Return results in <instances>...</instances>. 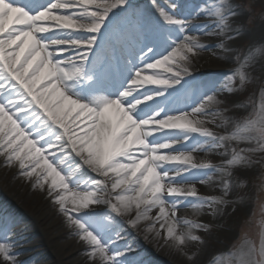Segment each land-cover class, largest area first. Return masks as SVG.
I'll list each match as a JSON object with an SVG mask.
<instances>
[{
  "label": "snow or ice",
  "instance_id": "snow-or-ice-1",
  "mask_svg": "<svg viewBox=\"0 0 264 264\" xmlns=\"http://www.w3.org/2000/svg\"><path fill=\"white\" fill-rule=\"evenodd\" d=\"M201 16L212 31L194 23ZM234 16L230 0L193 7L151 0L148 9L131 0H0V157L25 179L35 177L33 187L47 185L89 264H142L131 246L117 243L125 224L142 221L191 264L197 252H185L186 243L205 244L198 233L207 235L213 225L178 218L179 209L216 218L237 203L228 196L247 182L234 184L233 172L251 168L252 154L264 153V87L258 105L252 97L232 102L235 109L251 105L239 117L222 115L230 109L219 107L227 101L218 94L245 90L264 46L238 58L223 86L213 83L190 105L172 108L187 91L191 63L217 47L200 37L219 38L226 52ZM146 84L160 87L140 91ZM207 116H220L217 126L230 124L231 131H213L201 118ZM196 152L229 158L197 163ZM213 176L221 195L200 194L196 184L210 185ZM181 224L186 231H178ZM8 231L0 236V261L21 264ZM226 255L234 264H264V230L258 243L245 238Z\"/></svg>",
  "mask_w": 264,
  "mask_h": 264
},
{
  "label": "bare ground",
  "instance_id": "bare-ground-1",
  "mask_svg": "<svg viewBox=\"0 0 264 264\" xmlns=\"http://www.w3.org/2000/svg\"><path fill=\"white\" fill-rule=\"evenodd\" d=\"M137 0H131L132 3H135ZM182 0H178V2H181ZM164 4L167 3V0H163ZM201 6H203L204 0H200ZM187 6V1L184 2ZM236 15L235 17H237ZM194 23H205L208 25V30L212 27V24L208 22L204 17H200ZM233 33V32H232ZM258 33H252V36H249L251 38L250 41H252L251 44H253L257 39ZM239 37V36H238ZM238 37H234L233 39L229 40L230 42H234L236 40H239ZM202 43L206 44H214L217 45V48L214 47L215 51L219 50L218 47V41L219 38L210 37V36H201L200 37ZM208 39V40H207ZM228 40L227 38H224V41ZM105 50L107 51L108 55H112L111 49L108 45H105ZM227 51H230V48L227 47ZM103 54V53H102ZM233 62L230 57L227 55L225 56H219L217 58H214L212 50H206L202 51L200 55L195 58L194 62L190 65V76H185L184 79L187 80L188 87L194 83L195 81H201L203 80L205 75H211L213 78V83H216L217 88L223 86V84L226 82V80H221L222 75L226 74V71L231 70V67ZM165 68L162 67L158 69V71H164ZM212 83V84H213ZM179 86V85H178ZM150 87L158 88L160 86L158 85H152V84H146L143 87L140 88V91H144L146 89H149ZM180 87V86H179ZM187 87V88H188ZM192 101L188 103L190 105ZM175 109H180L179 104L175 105ZM219 107L222 109L224 106L219 105ZM176 113L175 111L171 112L170 114ZM203 119H206L209 121L207 125L210 127L216 126L217 129H213V131H216L220 134H225L230 129L218 127V124L222 123V120L217 119V117L213 118L211 116L207 117H201ZM216 120V123L215 121ZM213 121V122H212ZM215 123V124H214ZM225 127V126H224ZM179 147V146H178ZM195 158H202L207 159L206 161H211L214 164V161L218 160H227L226 158L228 156H221L218 155L216 152L213 153H202V152H196L194 153ZM3 157H0V189L2 187H6L7 191L6 194L8 195V198L12 199L13 202L16 205H18V209L25 208L26 206H30L32 211L29 216L32 217L33 220H35L37 226L42 227V231L44 233L45 241L49 242L50 249L42 253L40 255H37L35 257H32L31 264H36V262L41 263H47V264H89L87 257L83 254L84 248L81 243L78 242L77 238L74 235H70L67 238H62L63 232L65 230H70V232H73V229H70L67 226V221L65 220L64 216L61 215L58 212L57 206L53 203V198L47 194V185H45L44 190H40L38 188L33 187V181L35 180V177L32 178V180L25 179L21 175H19V169L14 166V170H12V167H5L3 165ZM196 162H202L196 159ZM221 161H219L220 163ZM217 164V163H215ZM11 171L15 173L17 178L15 180H12L10 185H6L7 181L11 175ZM13 173V174H14ZM12 174V175H13ZM218 178L216 176H213V183L210 185H204L197 183L196 187L200 194L204 196H219L221 195L220 189L217 187ZM26 194H29L27 198H24ZM235 194V187L233 186L230 195L228 196L229 200H235L234 198ZM0 195V204L4 203V199L1 198ZM7 205L11 209L10 204H5L4 207L0 208V218L3 217H12L9 219L5 225L7 227L14 228V234L8 235L11 241L15 242V249L14 251L18 253L17 259L22 263L23 261L26 262V256H21L20 252L24 250L25 248H29L32 246L37 245L41 240L40 237L36 238V235L34 234V227L32 223L27 222V220L23 219L20 214L16 215V211L13 209V215L9 216L5 213V209L8 211ZM230 207V209H228ZM227 209L225 210L223 215H218L216 218H212L211 216L206 214L205 212H202L200 214H197V212L191 208V207H182L178 211V218H188V219H196L198 221H204L207 223H210L213 225L212 230H214V234L217 235V237H207L203 232H199L198 234L205 236L206 243L203 245L194 244L192 242H188L185 245V252L188 254H191L193 252H197V255L195 259L191 262V264H210V262L215 258L217 260V257L221 255L222 253H214L215 244L218 242L221 238L225 235H228V228L226 221H227V214L231 210V205H228ZM157 210L153 209L152 215H156ZM126 219V218H125ZM148 225V221H142L136 228H129L127 229L125 226L122 229V235L121 239L117 242L118 246L123 247L125 244L131 246H135L134 243L142 245L143 247H150L152 251L147 250V248L143 249L142 257L140 261L142 264H189V261L186 259L184 255H182L179 251L176 250L175 247L169 245H164L163 241L161 239H158L154 236V233L146 231ZM23 229V230H21ZM18 230H21L18 232ZM179 232L186 231V228L183 224H181L178 227ZM133 232L137 234V237L133 236ZM33 235L35 240L33 241ZM218 240V241H217ZM30 245V246H28ZM217 247V246H216ZM221 250V248H219ZM147 250V251H146ZM219 250V251H220ZM133 251V249H132ZM223 252V251H220ZM131 256L133 258L134 255ZM151 254H156V257L152 256ZM150 255L152 258H149ZM136 259V258H135ZM0 264H2V261H0ZM38 264V263H37Z\"/></svg>",
  "mask_w": 264,
  "mask_h": 264
},
{
  "label": "rangeland",
  "instance_id": "rangeland-1",
  "mask_svg": "<svg viewBox=\"0 0 264 264\" xmlns=\"http://www.w3.org/2000/svg\"><path fill=\"white\" fill-rule=\"evenodd\" d=\"M186 1L188 7H193L197 4H201L200 0ZM149 2H151V0H140L139 2L137 0L135 2V5L139 6L140 8L148 9L150 7ZM159 2L163 4V0H159ZM184 2L185 0H182L181 3ZM230 3L232 5V11L235 12V16H238H234L231 20V27L233 33L230 32L229 35H234V37L239 36V40H236L234 42H230L229 40L224 41L225 48L227 49V47H229L230 51L222 52L221 49L220 51H215V48H210L209 50H212L214 58L225 55L230 57L233 62V66L231 67V69H235L237 67L236 60L238 58L243 59L250 52V50L264 46V0H230ZM212 29L213 28L211 27L210 30ZM237 31L239 32V34L235 35ZM256 32L258 33V36L256 37L257 40L253 44H251L252 41H250L251 38H249V36H252V33ZM219 42L220 41H218L217 43L219 44ZM250 73L253 77V80L251 83H248L246 85L244 91H241L232 96H227L225 93L222 92L218 94L219 99L227 101V103L222 104V106H224L223 108L230 109V111L223 113V116L239 117L242 115H246L249 111H251V105L245 108H233V101L243 102L246 101L249 97H252L254 103L258 105L259 93L261 88L264 87V54H257L256 62L250 69ZM229 75L230 71H226V74L222 75L220 81L226 80L227 76ZM212 78L213 77L204 79L197 86H193L190 91V100H192L194 96H197L201 92L205 91L207 88H210L213 83ZM178 102L179 104L183 103L182 107L184 108V102ZM218 119L221 120V117L217 116L216 120ZM216 120L213 121H215L216 123ZM207 126L210 127L209 125ZM224 126L222 128L231 130L230 124ZM210 128H212V130L217 129L216 126H212ZM237 147H247V145H237ZM228 158L229 157H227L226 159ZM251 158L254 161L251 168L245 170H236L233 172V175L231 177V180L234 182V184L239 183L241 180H244L247 183L245 186L242 187L234 186V198L237 203L235 204V206L230 204L232 207L229 213L227 214L226 224L227 227H229V232L228 235L220 237L221 239L219 241L217 240L218 242H216L215 244L217 247L215 246L216 249L214 250V253H222L217 257L218 264H228L230 259H233L234 264V258H230L226 254L230 250L238 249L245 238L251 239L258 243L259 234L262 230H264V153L252 154ZM196 159L199 161H206L208 158L202 159L200 157ZM219 161L222 160H218V162L214 161V164H219ZM12 170H14V166L12 167ZM13 173L14 172L11 171V175H8L10 177L7 181V186L11 184L12 180H15L17 178L15 173ZM6 191V187H2L0 189V195L2 196L1 198L4 199V203L0 204V208L4 207L7 203L10 204L11 209L7 205L8 211L5 209V213L9 216H12L14 214L12 210L14 209L16 211L15 216L20 214L23 219L27 220V222L29 223H32L34 227L33 232L36 235V238L40 237L41 241L37 245L25 248L20 252L21 256L27 257L26 262L23 261L21 264H31L33 260L32 257L45 253L50 249L49 242L45 241L44 233L41 229L42 227L37 226L35 220H33L31 216H29L32 211L31 207L26 206L25 208H23V210L18 209V205L12 203L13 200L8 198ZM28 195L29 194H26L24 198H27ZM233 207H235V210H233ZM228 209H230V207H228ZM11 218L12 217H3L2 219L0 218V236H3V230L5 228L4 225ZM7 228L9 230L8 235H13V226ZM127 228L130 227L127 225ZM21 230H18V232ZM214 233V230H212L205 236L217 237V235H215ZM71 234L72 232H70V230H65L63 232L62 238H67ZM32 238L34 241V235ZM134 244L135 246H132V255H134L136 260L140 261L142 257L143 248L139 244ZM219 248H221V250ZM219 250L223 252H220ZM149 258H152V256L150 255ZM37 263L47 264L36 262V264Z\"/></svg>",
  "mask_w": 264,
  "mask_h": 264
}]
</instances>
